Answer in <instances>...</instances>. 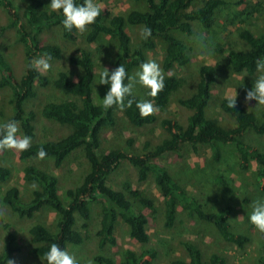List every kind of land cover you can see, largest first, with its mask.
I'll return each mask as SVG.
<instances>
[{"label":"trees","instance_id":"trees-1","mask_svg":"<svg viewBox=\"0 0 264 264\" xmlns=\"http://www.w3.org/2000/svg\"><path fill=\"white\" fill-rule=\"evenodd\" d=\"M21 1L25 3L23 12L17 9L14 0H0V5L9 13V22L4 27L16 30L19 41L25 49V72L20 78L17 77L6 56L0 52V89L9 87L12 90L10 99L12 114L4 120L18 121L23 135L26 134L32 138L31 147L21 151L20 158L24 161L39 158L37 153L43 148L47 153L44 158H53L55 166L61 167L74 151L81 149L90 164L89 171L82 181L66 190L69 204L64 202L59 193V177L30 161L25 163L23 177L26 181L35 182L40 187L34 192L33 198L24 202L18 185L9 186L4 190L2 201L22 218H35L45 206L57 213L56 231L42 222H34L30 226L29 233L32 242L36 244L33 252L44 258L52 243L67 249L70 244H82L85 236L77 224L83 219L85 221L83 227L88 226L86 221L90 220L92 215L91 203L99 200H104L105 203L100 227L96 232L101 248L117 245L114 222L118 216L130 227L131 237L142 244H148L150 242L149 215L138 205L156 213L155 200L141 190L132 188L131 185L127 184L121 190L109 184V177L124 161L130 162L138 169L140 180H146L150 174L154 175V180L165 198L167 227H173L176 224L179 217L178 208L181 206L189 217L215 226L226 242L240 248L245 247L251 238L247 233L233 230L234 205L227 204L218 210L206 209L205 204L198 197L192 195L178 182L170 169L157 163L156 160L169 154L182 155L183 147L187 145L196 152L200 146H209L213 151L212 161H219L222 157L219 144L233 143L239 152L242 169H248L253 160L256 162V180L264 189V151L244 140V135L249 130L264 135V119L260 122L257 113L238 98H236V106L229 107L226 97L221 99L219 106L233 118L234 125L225 126L218 119L210 116L213 88L219 73L214 65L204 63L199 67L200 79L195 90L189 96L178 99L181 106L191 110L187 119L185 121L169 117L161 119V126L168 132L167 137L156 145L147 142L142 153H133L123 147L104 151L102 132L116 126L117 111H121L132 125L143 127L153 124L159 119L158 111L168 112L173 96L185 85V78L176 73L164 76V88L155 97L150 96V101L156 106V110L148 116L140 115L136 101L143 98L135 93H133L131 106L121 109L114 105L105 109L102 102L97 103L94 98L93 82L96 77V64L91 49L83 48L79 54L71 55L69 58L72 64L82 70L78 79L72 78L65 70L59 71L56 78H50L43 71L29 67L37 57L51 56L53 61L61 59L64 55L60 44L51 42L42 44L40 35L44 27L60 26L63 36L69 40L78 38V30L67 31L62 24V14L47 9L44 0ZM133 1L142 6L126 13L116 14L109 24L103 20L101 11L96 22L88 26L89 31L85 36V41L88 43L98 41L102 35L117 38L115 68L122 63L130 75L142 62L147 61L145 48L154 49L158 37L166 43L162 69L169 72L175 67H187L192 61L194 46L187 43L179 34L194 35L195 23H198L201 29L212 35L216 19L225 7L245 3V0H202V4L195 7L200 0ZM253 11H256L254 6L246 15L249 17ZM243 13L242 11L241 14ZM246 18L242 21L244 22ZM129 24L142 28L149 27L151 36L146 39L143 37V41L133 48L132 37L127 31ZM238 37L250 49L230 48L227 58L228 67L232 73L254 75L256 74V58L264 57V33H255L250 28L243 27L238 31ZM217 51L219 52V49ZM50 85L78 96L81 102L65 99L44 103L41 114L46 119L71 126L72 131L59 139L36 141L37 127L34 122L36 112L27 111L25 103L37 96L38 86ZM102 85L107 92L109 86ZM128 144L131 146L133 140H128ZM0 150L8 152L10 149ZM10 176L9 167L0 163V182L7 180ZM218 179L221 181L223 177L219 176ZM6 226L9 225L6 224ZM183 244L187 250L188 259H173L167 264H227L224 253L214 252L206 258L197 243L186 240ZM23 249L24 245L18 234L8 232L0 254V264L17 260L18 253ZM156 256L155 247L147 248L140 254L127 249L120 262L103 254H97L94 261L97 264H156L154 261ZM32 264H47V261L44 258V262ZM257 264H264V248L261 250Z\"/></svg>","mask_w":264,"mask_h":264},{"label":"rangeland","instance_id":"rangeland-1","mask_svg":"<svg viewBox=\"0 0 264 264\" xmlns=\"http://www.w3.org/2000/svg\"><path fill=\"white\" fill-rule=\"evenodd\" d=\"M20 1L14 0L17 9L23 12L25 3ZM44 1L46 3L45 7L50 9L48 7L50 0ZM97 3L102 9L103 20L108 24L116 14L126 13L133 8L142 6V4L133 0H97ZM201 4L202 0L195 7ZM253 6L256 11H253L248 17L246 14L252 10ZM242 11L243 14H241ZM244 18L246 19L243 22ZM8 22L9 13L0 5V52L6 56L17 77L20 78L25 72V49L19 41L16 30L4 27ZM243 27H248L255 33H264V0H245V3L241 5L231 4L225 7L216 19L212 35L201 29L198 23H195L194 35L179 34L187 43L194 46L192 61L187 67H175L169 72L162 69L166 43L162 38H156L154 49L145 48L147 60H156L163 70L164 76L176 73L184 77L186 83L173 96L168 112H157L159 119L153 124L143 127L132 125L121 111H117L118 121L116 126L107 128L102 132V149L110 151L116 147H123L133 153H142L147 142L152 145L160 143L168 136L166 129L161 126L162 118L169 117L185 121L191 113L190 109L178 103V99L189 96L195 90V86L200 79L199 67L204 63L214 65L219 73L218 80L213 88V99L209 108L210 116L218 119L223 125L232 127L234 125L233 118L223 111L219 104L222 98L237 94L238 99L257 113L259 121H263L264 105L256 106L258 101L246 99L247 91L253 87L257 73L254 75L232 73L228 67L227 58L230 48L250 49L238 37V31ZM142 29L141 26L127 25V31L132 37L133 48L143 41ZM88 31L89 28L84 32L78 31V38L69 40L63 36L60 26L44 27L40 35L42 44L58 43L63 47L64 55L61 59L51 61V67L43 72L49 75L50 78H56L59 71L65 70L72 78L78 79L82 74V70L72 64L69 58L71 55L79 54L83 48H89L93 51L96 73L102 70L103 66L108 67L110 70L114 69L118 39L109 35H102L98 41L88 43L85 41ZM139 67L135 68L131 75H134ZM96 80L97 77L93 82L94 98L97 103H101L103 96L106 94V89L102 84H96ZM133 93L143 99L150 100L147 90L139 84H136ZM11 96V88L0 89V123L12 114ZM65 99L81 102L78 96L61 91L52 85L47 87L38 86L37 96L26 101L27 111L33 110L36 112L34 121L37 127L36 141L59 139L72 131L71 126L46 119L41 114L44 103ZM19 134L23 135L20 125ZM128 140H133L131 146H129ZM244 140L264 151L263 134L249 130L245 133ZM219 148L222 156L219 161H212L213 151L209 146H200L196 152L191 146L185 145L182 155H165L158 158L156 162L170 169L178 182L192 195L198 197L205 204L206 209L218 210L227 204L234 205L233 230L247 233L251 238L245 247L240 248L233 243L226 242L221 238L215 226L194 217H189L181 206L178 208L179 217L176 224L173 227H167L165 225V198L154 180V175L150 174L146 180H140L138 169L130 162L124 161L109 177V184L121 190L127 184L131 185L132 188L141 190L145 195L155 200L156 213L138 205L143 212L149 215L148 232L150 242L142 244L131 237L130 227L118 216L114 222L117 245L101 248L96 232L100 227V219L105 203L104 200H99L91 203L92 215L90 220L86 221L88 226L83 227L85 222L83 219L77 224L78 228L84 233L85 241L79 245L70 244L68 250L75 253L82 264H89V262L97 264L94 261L97 254L112 257L116 262H120L127 249H132L140 254L147 248L155 247L157 249L155 263L167 264L173 259H188V253L183 243L190 240L201 247L206 258L214 252H219L226 255L227 264H257L261 250L264 248V232H260L248 219L252 203L257 199H264V189L256 180V162L253 160L248 169H242L240 155L235 144H219ZM20 152L16 149H10L8 152L0 150V163L11 170V176L0 182V254L7 233L12 231L18 234L24 245L23 251L18 253V258L13 261V264H32L34 262H44V258L33 252V247L36 244L32 242L29 228L34 222H42L51 230L56 231L57 213L52 208L45 206L36 214L35 218H22L2 201L4 190L9 186L18 185L21 189V199L24 202H28L33 198L34 192L40 187L37 183L26 181L23 177L25 163L30 161L59 177V193L64 202L69 204L70 200L66 195V190L75 187L82 181L89 171L90 164L81 149L74 151L61 167H56L51 157L31 158L24 161L20 158ZM219 176H222L223 180L219 181ZM6 224L9 226H6Z\"/></svg>","mask_w":264,"mask_h":264},{"label":"clouds","instance_id":"clouds-1","mask_svg":"<svg viewBox=\"0 0 264 264\" xmlns=\"http://www.w3.org/2000/svg\"><path fill=\"white\" fill-rule=\"evenodd\" d=\"M51 11L62 14L63 27L71 32L73 29L79 32L87 30L89 25L96 22L101 15V7L97 0H50L48 5ZM142 36L146 39L151 36V29L145 26ZM51 56H40L34 59L29 67L37 71H46L51 67ZM255 72L257 73L253 87L247 91L246 99L258 101L257 105H264V57L255 60ZM96 84L108 85V91L102 98V106L105 109L118 106L123 109L131 106L133 100V89L136 84L147 90V95L155 97L165 86L163 70L156 60L149 59L142 62L134 75H130L124 64L114 69L103 66L96 74ZM235 96H227L229 107H235L237 102ZM136 107L141 116H148L156 110L152 101L142 99L136 101ZM32 138L29 135L19 134V122L12 119L0 123V149H16L25 151L31 147ZM39 158H44L47 153L41 148L37 153ZM35 187V185H33ZM248 219L260 232H264V199H257L252 203ZM47 264H82V261L67 248L57 243H52L44 257ZM9 264L13 261L9 260ZM91 264V262H89Z\"/></svg>","mask_w":264,"mask_h":264}]
</instances>
